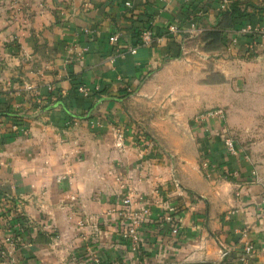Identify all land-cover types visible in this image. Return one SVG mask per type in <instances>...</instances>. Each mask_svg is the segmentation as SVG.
<instances>
[{"label":"crops","instance_id":"crops-1","mask_svg":"<svg viewBox=\"0 0 264 264\" xmlns=\"http://www.w3.org/2000/svg\"><path fill=\"white\" fill-rule=\"evenodd\" d=\"M223 2L32 0L18 19L0 15V198L13 205L0 209V264H264V0H240L236 27L252 33L231 29L208 49L187 29L213 28ZM216 109L223 117L208 114ZM136 121L162 147L146 151L158 158L152 179L187 205L179 234L152 216L140 249L118 225L125 196L152 191L119 132ZM247 241L258 247L250 262Z\"/></svg>","mask_w":264,"mask_h":264},{"label":"rangeland","instance_id":"rangeland-1","mask_svg":"<svg viewBox=\"0 0 264 264\" xmlns=\"http://www.w3.org/2000/svg\"><path fill=\"white\" fill-rule=\"evenodd\" d=\"M31 1L32 0H0V9L2 10L0 15L2 19L8 21L13 18H17L18 15H20L21 10L24 9V6L28 7ZM45 1L49 2V4L53 7H57L64 4L74 6V4H76L79 0ZM119 132H124L128 137H130V140H128V143H130V149L136 148L139 150V158L141 163L139 167L143 171L141 172L142 176L140 175V177H144L145 181L151 182L150 184H152L151 192L142 191V193H139L137 190V194L135 193V195H132V205H124L125 207L121 209L119 213V229L120 226L122 227V220L124 218L123 215H121V212H125V218L128 215L146 213L149 215L148 222H151V217L155 214H161L169 223L168 228L172 229L173 223L181 216L182 211L187 206L186 198L183 194L174 193L173 191L171 193L169 187H167V184L162 183L158 179L156 182L152 179V175H154V172L152 171V165L156 163L158 158H156L157 156L154 154V156L151 154H148L147 156L146 154L150 151L151 153H155L156 150L158 151L162 149V147L155 141L153 126L149 125L146 121H144V123L136 121L128 124L127 126L122 125ZM178 189L180 188L178 187ZM190 195L193 196V193H190ZM121 196L123 198V194ZM115 212L118 213L119 210L115 209ZM143 230L145 231V229Z\"/></svg>","mask_w":264,"mask_h":264},{"label":"built area","instance_id":"built-area-1","mask_svg":"<svg viewBox=\"0 0 264 264\" xmlns=\"http://www.w3.org/2000/svg\"><path fill=\"white\" fill-rule=\"evenodd\" d=\"M229 3V0H224L223 5H227ZM128 5L131 4L130 1L127 2ZM170 30L172 33H178L180 32V27L177 24H171L170 25ZM189 35L191 36H199L202 35L204 32V28L200 25H197L196 23H193L190 25V28L187 29ZM264 33V29H262ZM237 32L239 34H245V33H252V26L251 25H245L242 27H239ZM142 41L143 43L146 44H151L152 39H153V33L151 29H148L147 31L142 33ZM111 42L117 43L118 42V36L114 35L110 38ZM233 41H237V38H234ZM133 54L136 53V48H133L131 50ZM78 90L83 93V94H91L93 92V89L86 85L85 83L79 84ZM208 114L210 115H217L220 117H223L224 112L222 109H216V110H211ZM13 128L15 130H21L24 134H27L28 130L27 128H22L19 129V124L15 123ZM223 141L224 145L226 147V150L229 154L231 155H236L238 153V149L236 146V142L234 138L229 135L228 133H224L223 135ZM200 165L203 170H208L210 167V157H209V152L207 150H204L202 152V156L200 158ZM123 203L126 206L132 205L133 203V198L132 195H127L123 199ZM11 206V199L8 197V195H3L0 198V209L3 212H7ZM20 208V207H19ZM17 206V213L15 216L20 215V209ZM121 215H123V220H122V227L120 226V236L121 238L129 245L133 246L134 248L140 249L142 245L145 243V238H144V226L146 223L149 221V215L146 213H141V214H133V215H128L125 218V212H121ZM21 216V215H20ZM19 216V217H20ZM12 217H9L11 219ZM181 230V227L178 223L173 224L172 227V232L174 234H179ZM244 253L247 261L250 259L254 258L258 254V247L252 242V241H247L245 246H244ZM229 254V249L223 250L222 255L228 256ZM247 256V257H246ZM250 262V261H249Z\"/></svg>","mask_w":264,"mask_h":264},{"label":"trees","instance_id":"trees-1","mask_svg":"<svg viewBox=\"0 0 264 264\" xmlns=\"http://www.w3.org/2000/svg\"><path fill=\"white\" fill-rule=\"evenodd\" d=\"M237 15H246V9L242 8L240 0L230 1L224 9L218 12L217 24L211 29H204L202 34L203 40L207 41L208 49L218 47L221 43L224 44V41L227 40L226 33L231 29H238L235 22V17ZM81 83L82 82H78V85ZM56 101V104H62L67 107L65 101L60 97H58ZM6 115L9 116V114ZM15 117L17 118L18 116L15 115ZM17 124L20 125L18 122ZM188 191L194 193L192 190L188 189Z\"/></svg>","mask_w":264,"mask_h":264}]
</instances>
